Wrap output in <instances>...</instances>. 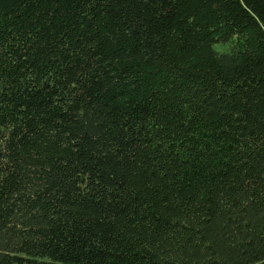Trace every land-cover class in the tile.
<instances>
[{
	"label": "trees",
	"instance_id": "16d2710c",
	"mask_svg": "<svg viewBox=\"0 0 264 264\" xmlns=\"http://www.w3.org/2000/svg\"><path fill=\"white\" fill-rule=\"evenodd\" d=\"M0 264H264V0H0Z\"/></svg>",
	"mask_w": 264,
	"mask_h": 264
}]
</instances>
